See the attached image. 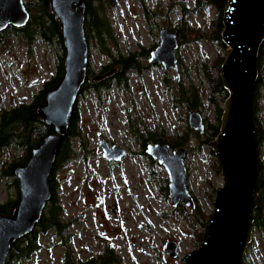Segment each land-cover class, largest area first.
I'll list each match as a JSON object with an SVG mask.
<instances>
[{"label":"rangeland","instance_id":"rangeland-1","mask_svg":"<svg viewBox=\"0 0 264 264\" xmlns=\"http://www.w3.org/2000/svg\"><path fill=\"white\" fill-rule=\"evenodd\" d=\"M144 1L113 0V5L106 7L116 39L107 42L112 55L137 54L143 49L149 54L140 57L144 66L142 73H128L127 84L115 83L101 94L90 90L80 96L77 103L81 118L79 128L87 140V153L84 154L87 158L71 160L58 174L57 194L66 211L64 219L70 223L68 232L71 237L65 240L77 259L101 254L108 244L116 248L123 264H186L185 256L202 243L206 220L193 216L190 211L184 214L183 207L172 205L163 183L168 177L165 168L158 162L151 166L147 155L142 154L141 142L136 136V133L149 136L161 132L173 137L190 127L187 106L174 102V92L164 81L163 71H167L176 87L177 73L150 62V52L152 46L159 44V32L163 27L176 28L179 25L183 17L182 4L193 8L195 0ZM144 7L148 8L150 19ZM218 18L219 11L215 6L191 12L189 22L196 30L191 32L189 42L180 43L177 49L179 80L188 81L189 76L200 83L203 79L205 99L212 92L207 71L218 79L221 68H216L215 63L220 57L226 58L227 54L209 38L212 22ZM197 31L206 37L198 38ZM89 44L88 69L95 73L90 76L94 78L100 75L103 66L112 63V58L108 52H102L95 41ZM60 55L65 56V53L55 43L47 44L41 40L35 43L30 55L19 38H12L8 44L0 46V105L12 109L19 103L33 101L41 90V82L49 81L56 73ZM205 64L208 70L204 69ZM182 71L187 75L181 77ZM261 72L264 76V65ZM228 97L219 96L223 108ZM259 105L258 116L264 129V86ZM200 113L204 123L206 120L209 124L217 123L215 108L208 103ZM195 132L189 135L188 144L183 146L187 150L188 186L193 197L198 199L204 217L209 218L214 210L216 189L224 180L210 144H201ZM102 140L124 148L125 157L119 162L108 161L103 156ZM260 159L264 162V148ZM10 181L0 179L1 202L18 197L16 187L9 186ZM186 207L191 209L193 206ZM261 239L254 230L253 248L247 259L250 264H264ZM42 241L43 249L32 263L14 260L11 264H62L65 248L59 243L63 239L51 232ZM168 241L176 242L175 256L170 255L165 247Z\"/></svg>","mask_w":264,"mask_h":264},{"label":"water","instance_id":"water-1","mask_svg":"<svg viewBox=\"0 0 264 264\" xmlns=\"http://www.w3.org/2000/svg\"><path fill=\"white\" fill-rule=\"evenodd\" d=\"M50 6L62 30L64 74L48 92L39 114L54 127L55 133L47 136L32 151L28 162L16 170L18 205L11 215L0 214V264H7L12 244L35 229L52 197L49 178L88 77L90 44L85 29V1L50 0ZM29 19L25 0H0V31L9 25L22 27ZM223 22L222 37L228 48L221 76L229 97L220 133L210 146L221 163L224 183L216 189L214 210L206 221L203 241L185 256L186 264H246L258 207L262 162L253 104L259 77L258 57L264 41V0H228ZM159 33L160 42L151 51L150 61L162 64L165 70L173 69L179 80V37L168 27ZM101 78L97 76L95 80ZM189 125L199 133L206 129L203 115L192 109ZM100 145L104 158L110 162H119L126 155V150L118 145L111 146L105 140ZM145 151L165 168L172 205L194 206L188 186L186 148L172 149L167 143L150 142ZM165 247L170 255H176V242L168 241Z\"/></svg>","mask_w":264,"mask_h":264},{"label":"trees","instance_id":"trees-1","mask_svg":"<svg viewBox=\"0 0 264 264\" xmlns=\"http://www.w3.org/2000/svg\"><path fill=\"white\" fill-rule=\"evenodd\" d=\"M85 1V29L86 37L90 42L95 41L100 47L102 52H108L111 56L112 63L103 66L99 74H102L103 78L91 82L90 76L95 73L92 69H88V77L81 90V95L87 91L96 90L98 94H101L102 90H109L112 88V84H127L128 73L130 71L142 73L144 66L140 61L142 55L149 54L148 51L143 49L141 53H132L127 55L113 56L112 51L108 49V40H115V35L112 27V23L106 15V7L113 5V0H84ZM144 1V0H143ZM228 0H195L193 8L187 7L186 3L182 4V15L179 25L176 28H170V30L176 33L179 37L180 43H188V38L191 36V32L196 30L189 22V15L191 12L208 10L211 6H215L219 11V18L212 22V30L209 38L216 41L219 44L220 50L227 51V46L223 41L224 31V10ZM26 7L30 12V19L26 25L22 27H16L9 25L6 29L0 31V46L8 44L12 38H19L26 48L27 55L33 54L35 43L41 40L44 43H55L65 53V47L62 41V30L59 21L54 17L50 0H25ZM145 6V1L143 2ZM147 13V18L150 19V13L147 7H144ZM196 36L198 38L206 37L203 33L197 31ZM153 48V47H152ZM64 55H60L57 61V70L55 76L49 81H46L43 89L35 96L34 100L30 104H22L12 109H5L0 105V179H10L9 186L16 187L18 191V181L16 179V170L18 167L25 165L32 151L50 134L55 133L54 127L46 124L39 114V107L46 102V97L49 91L54 89L61 81L64 74L63 66ZM225 58L220 59L215 63L216 68H221ZM180 64L183 65V61L180 60ZM264 65V41L261 45L258 68L259 77L256 83L254 92V104L253 109L256 116L257 125L259 127V153L262 154L264 148V129L258 116L260 112V94L261 88L264 86V76L261 72ZM159 67L162 66L158 65ZM118 68L115 70V68ZM205 70H208V66L205 64ZM109 71L114 73L109 74ZM187 72L182 71L181 77L186 76ZM164 81L168 89L174 92V102L185 104L189 109L201 112L206 103L213 106L216 111V124H209L206 120V129L204 133H197L191 127H188V131L181 134H175L173 137H167L164 133L155 132L150 133L149 136H145L142 133H136L137 139L140 140L142 146V154L147 155L150 160L151 166L156 162L150 157L145 149L148 143L153 141L154 143L169 144L171 148H179L188 144L189 135L195 132L200 139L201 144H210L218 134L222 124V116L224 112L223 106L220 104V94L228 95L229 92L225 89L224 81L221 73L218 79H215L207 71V80L212 92L207 95L205 99L203 96V79L200 83L194 82L189 76L188 81L178 80L175 78L176 87L172 84V79L168 76L167 71H163ZM1 93V90H0ZM80 109L78 104L74 108L73 116L71 119L70 127L66 134L65 140L59 150L56 158V162L53 171L49 178V183L52 189V197L47 204L44 213L35 227V229L28 235L16 240L12 244V249L7 261V264H11L16 260L21 263L22 261L32 263L36 254L43 249V238L48 236L51 232H54L61 240L59 245L65 248V252L62 257V264H123V259L118 253L116 248L106 244L104 251L101 254L88 257L86 259H77L74 257L72 249L69 247V243L65 238H70L69 226L64 218L66 211L61 204L57 190L60 185L58 174L64 165L71 160L84 159V154L87 153V140L85 141L83 133L79 128L80 122ZM79 146V149H77ZM212 153H214L212 151ZM7 155V157H6ZM87 158V156H84ZM262 162V175H261V187L258 197V207L256 209V216L254 221V230H257L261 240L264 243V162ZM216 163L219 168H222L221 163L216 159ZM164 188L166 194L169 193V180L168 177L164 180ZM194 206L189 209L185 205L183 207V213L190 211L193 216H201L206 221L208 218L204 217L201 207L198 203V199L194 198ZM18 205V197L10 198L5 202L0 201V214L11 215ZM210 217V216H209ZM206 224V222H205ZM204 234H202L203 241ZM253 244V243H252ZM251 244V246H252ZM248 256V253L247 255ZM246 264L248 260L246 259Z\"/></svg>","mask_w":264,"mask_h":264},{"label":"flooded vegetation","instance_id":"flooded-vegetation-1","mask_svg":"<svg viewBox=\"0 0 264 264\" xmlns=\"http://www.w3.org/2000/svg\"><path fill=\"white\" fill-rule=\"evenodd\" d=\"M169 29H170V28H169ZM157 46H158V45H155V46H152V47H153V49H154V48H156ZM153 49H152V50H153ZM152 50H151V51H152ZM150 54H151V52H150ZM150 58H151V56H150ZM150 62H151V61H150ZM159 64H160V63H159ZM98 74H99V73H98ZM97 76H102V74L97 75ZM95 77H96V76H95ZM95 77H94V78H95ZM94 78H93V77H90V80H91L92 83H93V82H96V80H94ZM102 78H103V76H102ZM102 78H101V79H102ZM99 80H100V79H99ZM42 89H43V87L41 88V90H42ZM32 102H33V101H32ZM32 102L30 101V102L19 103L18 106H20V105H22V104H30V103H32ZM13 108H15V107H13Z\"/></svg>","mask_w":264,"mask_h":264},{"label":"built area","instance_id":"built-area-1","mask_svg":"<svg viewBox=\"0 0 264 264\" xmlns=\"http://www.w3.org/2000/svg\"><path fill=\"white\" fill-rule=\"evenodd\" d=\"M252 248H253V244L252 246L249 248V252H248V256H249V253L252 251ZM253 255V254H252ZM248 256H247V259H248ZM252 264V263H251Z\"/></svg>","mask_w":264,"mask_h":264}]
</instances>
